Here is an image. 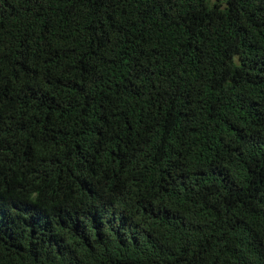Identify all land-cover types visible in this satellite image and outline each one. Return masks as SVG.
<instances>
[{
	"label": "trees",
	"instance_id": "16d2710c",
	"mask_svg": "<svg viewBox=\"0 0 264 264\" xmlns=\"http://www.w3.org/2000/svg\"><path fill=\"white\" fill-rule=\"evenodd\" d=\"M0 264H264V0H0Z\"/></svg>",
	"mask_w": 264,
	"mask_h": 264
},
{
	"label": "rangeland",
	"instance_id": "374dc122",
	"mask_svg": "<svg viewBox=\"0 0 264 264\" xmlns=\"http://www.w3.org/2000/svg\"><path fill=\"white\" fill-rule=\"evenodd\" d=\"M215 1H219L221 3V6L222 7H225L226 6V0H210V2H215Z\"/></svg>",
	"mask_w": 264,
	"mask_h": 264
}]
</instances>
